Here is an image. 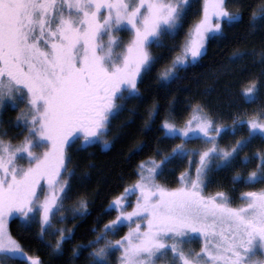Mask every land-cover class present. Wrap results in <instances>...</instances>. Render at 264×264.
<instances>
[{"label":"snow or ice","instance_id":"1","mask_svg":"<svg viewBox=\"0 0 264 264\" xmlns=\"http://www.w3.org/2000/svg\"><path fill=\"white\" fill-rule=\"evenodd\" d=\"M187 6L188 0H0V112L19 109L14 122L0 124L26 129L19 143L5 139L7 131L0 133V257L43 264L13 236L12 218L25 230L38 225L41 238L54 237L51 250L62 252L72 235L57 227L75 176L69 150L77 142L85 149L97 142L108 146L103 137L120 110L118 101L138 97L139 83L157 60L150 49L161 47L164 37L175 38ZM241 20L227 0H203L199 19L158 78L172 79L202 57L210 38ZM257 21L264 22V0L251 9L249 23ZM121 31L129 34L127 42ZM246 55L256 53L236 51L232 59ZM259 62L264 65V49ZM261 87L264 81L250 77L240 93L244 102L255 103ZM161 128L166 139L181 142L167 154L158 150L159 160L150 157L137 165L134 183L108 205L115 218L93 240L74 247L73 256L90 248V264H108L113 252L120 253L118 264H264V187L255 189L264 185V151L238 160L253 140L264 143V105L234 114L228 127L196 104L183 127L165 120ZM242 129L245 136L219 146L222 135ZM192 140L206 147L188 149ZM185 158L177 187L157 182L166 165ZM252 162L247 174L235 172L231 190L237 185L254 190L232 196L218 186L206 193L212 174ZM87 206L80 196L70 211L84 215ZM123 226L128 229L123 236L109 238ZM194 242L198 250L191 247Z\"/></svg>","mask_w":264,"mask_h":264},{"label":"trees","instance_id":"2","mask_svg":"<svg viewBox=\"0 0 264 264\" xmlns=\"http://www.w3.org/2000/svg\"><path fill=\"white\" fill-rule=\"evenodd\" d=\"M257 2L227 0L230 11L240 12L241 22L225 28L222 36L210 38L204 54L195 63L178 69L172 79L161 80L158 74L176 55L175 50L179 48L182 34L199 18L200 3L195 2L190 7L175 38L165 39L157 50L153 48L152 55L158 51L159 58L151 72L139 83L138 97L124 100L120 110L111 118L105 135L108 146L100 149L97 145L86 149L72 147L69 150V168L75 172V176L71 181V199L65 202V219L62 224L58 223L60 227L71 229L72 235L64 243L62 252L57 254L51 250L49 244L54 243V237L46 235L41 238L36 224L25 230L17 219L10 221L9 228L13 236L28 255L39 256L43 264H90V248L78 251L76 256H73V248L95 238L110 218L107 211L109 203L136 180L135 172L141 161L150 157L159 160L158 150L161 154H167L177 145V139H166L163 135L161 125L165 120L173 124L183 123L189 118L193 106L200 104L218 123L230 127L234 114H250L264 105V87H261L255 103H245L240 95L250 77L255 76L264 81V76H261L264 65L259 62L260 52L264 49V22L257 21L255 25L249 23L251 9ZM236 51L255 52L256 55H246L243 60L233 61L232 56ZM18 111L3 110L0 120L14 122ZM4 131L8 133L5 139H12L13 143H19L26 132L23 127L8 123L0 124V133ZM244 131L242 129L235 135H222L218 140L219 146L229 147L247 134ZM258 142L259 139L253 140L239 153L238 160L257 152L260 149L258 146L264 148ZM186 147L203 149L206 145L199 140H192ZM172 163L165 166L161 176L167 185L175 186L177 175L187 166V159L176 160L174 165ZM254 167L255 162H252L247 168L238 165L212 174L206 193L215 192L218 186H222L230 195L238 196L246 187L237 185L233 192L232 176L236 171L247 174ZM80 196L87 200L86 212L73 216L70 208ZM109 258L112 259L111 256Z\"/></svg>","mask_w":264,"mask_h":264},{"label":"rangeland","instance_id":"3","mask_svg":"<svg viewBox=\"0 0 264 264\" xmlns=\"http://www.w3.org/2000/svg\"><path fill=\"white\" fill-rule=\"evenodd\" d=\"M195 2H199L200 3V13H201V7H202V3H203V0H188V6H187V10H186V14L188 13V11H189V9H190V7H192L193 5H194V3ZM199 17H200V15H199ZM199 19V18H198ZM197 22V21H196ZM195 22V23H196ZM194 23V24H195ZM193 24V25H194ZM192 25V26H193ZM191 26V27H192ZM190 27V28H191ZM188 31H186V33H187ZM186 33H183L182 34V38H181V41H180V45L183 43V41H184V39H185V34ZM118 35L122 38V41L123 42H127V40L129 39V34L127 33V32H125V31H121L120 33H118ZM167 40V39H170V37H164V38H162V43H163V41L164 40ZM176 42V41H175ZM161 43V44H162ZM178 43V42H177ZM179 45V46H180ZM153 48L155 49V50H157V49H159L160 47H152L151 49H150V52L152 53V50H153ZM179 49V48H178ZM178 49L177 50H175V52H176V54H177V52H178ZM116 52H119L120 51V48H117L116 50H115ZM153 56H155L156 58H157V60H158V58H159V52L158 51H156L155 52V54L153 55ZM173 59V58H172ZM195 63V62H194ZM191 64H193V63H191ZM189 65V64H188ZM183 67H185V66H183ZM183 67H181V68H183ZM123 101H118V104H120L121 105V103H122ZM0 115H1V112H0ZM177 127H183V125H184V122L183 123H176L175 124ZM26 130V129H25ZM107 133H108V131H107ZM246 133V131H244V134ZM25 134H26V132H25ZM109 134H110V132H109ZM108 134V135H109ZM103 140H106V136H104L103 137ZM178 140V143L177 144H179L181 141L179 140V139H177ZM107 141V140H106ZM108 142V141H107ZM261 142V141H260ZM260 142H258V144L259 145H261L262 147H264V143H260ZM79 142H77V144H78ZM77 144H74L72 147H76V148H79L78 146H77ZM93 145H97V147L100 149V148H102V147H105L104 145H103V143H101V142H97V143H95V144H93ZM93 145H91V146H93ZM256 146V145H255ZM260 149L258 150V151H264V148H261L260 146H258ZM174 162L175 161H173V163H172V165H174ZM19 163L20 164H26V161H19ZM69 166V165H68ZM178 177H179V175H177V180H178ZM177 180H176V185L175 186H170V184L169 185H167V181H165V179L162 177V176H159L158 178H157V182L158 183H161V184H163V185H165V186H167V187H170V188H174V187H177L178 186V183H177ZM132 183H134V182H132ZM131 183V184H132ZM130 184V185H131ZM129 185V186H130ZM258 188H260V187H264V185H260V184H257V185H255V189H258ZM248 190H254V189H250V188H246L245 189V191H248ZM130 201L131 202H133L134 203V201H135V196H132V197H130ZM129 211L131 210L130 208L128 209ZM109 213H110V218L108 219V221L109 220H112V219H114L115 218V216H116V212L114 211V210H112V211H108ZM12 219H14V218H12ZM12 219H10V221L12 220ZM10 221H9V223H10ZM108 221L106 222V223H108ZM105 223V224H106ZM104 224V225H105ZM33 225H35V224H33ZM103 225V226H104ZM9 226V225H8ZM38 226V225H37ZM57 226H61L58 222H57ZM103 226L101 227V230H102V228H103ZM100 230V231H101ZM128 231V229H127V226H123V227H121L120 229H119V231L115 234V235H111L109 238L110 239H112V240H118L121 236H123L126 232ZM101 243H103V241L101 242ZM191 247L192 248H194V249H197L198 250V248H199V244L198 243H196V242H194L192 245H191ZM120 256V253L119 252H113L112 254H111V258L112 259H110L109 258V263L110 264H118V257ZM0 264H18V262L17 261H14V260H8V259H5V258H3V257H0ZM163 264H168V262H167V260H165L164 262H163Z\"/></svg>","mask_w":264,"mask_h":264}]
</instances>
